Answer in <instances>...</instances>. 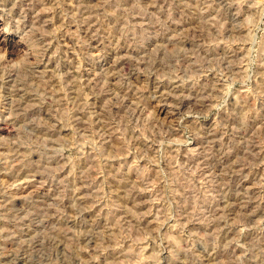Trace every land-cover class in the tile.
<instances>
[{
  "label": "rangeland",
  "instance_id": "1",
  "mask_svg": "<svg viewBox=\"0 0 264 264\" xmlns=\"http://www.w3.org/2000/svg\"><path fill=\"white\" fill-rule=\"evenodd\" d=\"M0 264H264V0H0Z\"/></svg>",
  "mask_w": 264,
  "mask_h": 264
}]
</instances>
